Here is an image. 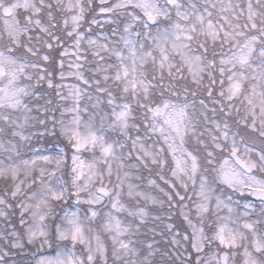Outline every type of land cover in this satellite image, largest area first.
Instances as JSON below:
<instances>
[{"label":"snow or ice","instance_id":"snow-or-ice-1","mask_svg":"<svg viewBox=\"0 0 264 264\" xmlns=\"http://www.w3.org/2000/svg\"><path fill=\"white\" fill-rule=\"evenodd\" d=\"M0 264H264V0H0Z\"/></svg>","mask_w":264,"mask_h":264}]
</instances>
